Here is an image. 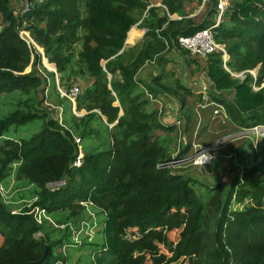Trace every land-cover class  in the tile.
Returning a JSON list of instances; mask_svg holds the SVG:
<instances>
[{
	"label": "trees",
	"instance_id": "trees-1",
	"mask_svg": "<svg viewBox=\"0 0 264 264\" xmlns=\"http://www.w3.org/2000/svg\"><path fill=\"white\" fill-rule=\"evenodd\" d=\"M151 1L45 0L30 12L20 13L10 0H0V94L24 93L15 111L0 118V185L18 163L16 180L34 185L36 196L32 207L12 213L0 194V264L38 260L46 244L48 257L42 264L60 263L58 247L81 246L73 243L69 224L85 209L81 201L106 215L102 240L85 241L95 247L94 264H264V178L256 177L258 166L246 165L230 186L182 173L212 164L157 167L173 153L155 132L171 130L173 123L168 118H164L165 125L159 123L145 89L159 98L161 92L153 86L166 91L162 79L168 78L169 70L163 68L168 60L164 53L175 44L180 46V35L215 25L218 0H210L199 22L189 16L185 0H162V7ZM42 16L49 17L46 28L31 22ZM137 23L147 31L139 43L127 48L128 32ZM23 27L43 52L20 36ZM213 29L216 41L225 44L228 68L222 52L202 59L182 50L191 62L204 61L211 89L208 99L195 91L201 97L193 106L197 113L193 123L190 113L177 112L179 118L187 119L180 130L189 135L187 145L173 151L179 153L177 157L188 154L194 133L198 136L206 129V117L223 125L231 122L242 131L264 125V0H244L233 10L227 8ZM136 37L139 31L134 29L129 43ZM44 57L56 66V72L44 65ZM153 60L158 67L149 69L154 75L149 83L139 72ZM160 68L163 71L155 75ZM40 70L52 78L55 92L49 96L67 104L69 115L63 109V123L50 115L51 109L38 105L44 103L38 91L47 79ZM233 72H243L244 77ZM56 74L64 89L84 82L75 104L61 97ZM176 87L175 94L179 90L192 93L177 79ZM224 93H231L232 98ZM74 106L84 114H76ZM35 119L43 125L30 138L7 136L11 126ZM72 131L80 132L84 142L82 163L77 166L79 145ZM259 137L264 142V136ZM94 139L100 143L88 142ZM261 152L264 159V146ZM58 180L66 184L54 190L48 186ZM198 184L207 190L209 206L218 216L216 229L206 234V204L198 194ZM245 199L248 204L233 209V204ZM34 206L45 210L42 219L31 212ZM67 208L72 213L67 215ZM53 217L60 222L55 223ZM61 223L66 228L59 237ZM39 231L42 235L36 238Z\"/></svg>",
	"mask_w": 264,
	"mask_h": 264
},
{
	"label": "rangeland",
	"instance_id": "rangeland-1",
	"mask_svg": "<svg viewBox=\"0 0 264 264\" xmlns=\"http://www.w3.org/2000/svg\"><path fill=\"white\" fill-rule=\"evenodd\" d=\"M45 0H10L12 7L20 11V13H27L30 12L32 9L38 7L41 3H43ZM51 1V0H50ZM228 9L233 10V6L237 5L239 3H242L244 0H228ZM53 3H61L62 0H52ZM153 5L162 7V0H152L151 1ZM239 2V3H237ZM27 3H31V9L26 10L25 5ZM210 0H185L183 2V5L186 7V11H189L190 17H193V19H196L197 22L201 21L205 15L206 10L208 9ZM55 5V4H53ZM217 16V15H216ZM216 16H213L215 19ZM177 17V16H174ZM48 16H42V17H35L32 19V23H38V26L41 28H46L48 26ZM1 23V14H0V29L2 28ZM131 29H137L139 31V37H136L133 43H127L128 37L126 40L127 48L132 47L133 45L137 44L138 41L141 40L143 37L142 30L139 28V23L133 25ZM27 31L30 34V30L26 29L25 27L21 28V32ZM20 32V33H21ZM131 30L129 31L130 34ZM139 43V42H138ZM36 44V42H35ZM35 44H32L36 46ZM78 47H80V44H78ZM38 48V47H37ZM40 48V49H39ZM38 50L41 51L42 48L39 47ZM184 49L179 45L175 44L174 46L170 47L165 53L164 57L166 58L167 55L170 54L168 57L167 62L163 63V66L166 63H169L172 66V74L168 71L167 79L164 77L162 79V82L164 83L165 92L168 93V96L170 100L174 101L176 100V97L178 100L176 102L178 105H180L181 108H172L171 103L172 101L165 100L161 101L156 95L152 94L149 90L145 89V96L148 98L151 102L149 104V108L152 112L156 111V119L159 121V123H166L164 121V118H168V123H173L171 130H157L155 133L157 136L161 135V140L166 144L167 151L169 153H173L172 155L176 154L177 152H173L180 148L181 146L187 145L188 140V134L182 132L181 125L179 126V122L176 121L179 117L177 115V112L180 111V114L183 113H190L191 120L190 122L193 123L195 121V117L197 115L196 111L194 110L193 106H195L196 102L200 97L204 99H208L210 97V94L208 93V90L211 89L210 87L205 90L204 94L195 95L193 97H185V103H182L181 99L179 98L182 96V90L178 91V94L175 95V90H177L176 87V79L174 75H177L181 71L180 65L190 63L194 70L191 73L190 70L187 67L183 68L184 72V82L188 86L189 82L193 83L195 86L194 91L196 93L203 92V82L208 84V79H206L204 68L202 67L204 61H198V63L191 62V59L188 55H186L183 51ZM182 53L184 54V59H182L184 62L181 63V58L183 57ZM181 56V58H179ZM163 57V58H164ZM171 58V59H169ZM48 63V67L53 70H56V66L54 64H50L48 60H44ZM105 63V62H104ZM156 63V62H155ZM167 65V64H166ZM175 65V66H174ZM157 66L156 64H151L150 67ZM198 67V68H197ZM167 70V67H163ZM28 68L27 70H29ZM257 68L253 70L256 72ZM44 72V71H43ZM45 73V72H44ZM236 77H241V73L239 72H233ZM48 75V76H47ZM45 74L47 79L43 80L42 85L39 87V99H44V103L38 104L41 108L46 107V109H51L50 115L58 118L61 123L62 122V112L64 109L67 111V104L65 102H61V99H58L49 96L50 92H55V89L53 85L51 84L52 78L49 74ZM163 75V74H162ZM238 75V76H237ZM165 81V82H164ZM207 81V82H206ZM78 84L80 86H84V82L79 81ZM50 87V88H49ZM154 87V86H153ZM158 91L161 90L159 86L156 87ZM49 90V91H48ZM24 93L19 92H13V93H2L0 94V118H3L4 116L8 115L9 113H12L15 111L16 107L18 106V100L22 99ZM151 95L155 99H158V101L151 100ZM218 95V94H217ZM226 96L227 98H232L231 93H224L222 94ZM176 96V97H175ZM51 97L53 99H51ZM25 98V97H24ZM23 98V99H24ZM60 106L54 108L53 105ZM60 102V103H58ZM174 102V103H176ZM182 104V105H181ZM50 105V106H49ZM177 105V106H178ZM50 107V108H49ZM59 108V109H58ZM60 108H62L60 110ZM172 109H175L176 112L172 111ZM186 110V112H185ZM79 115H83L84 112H78ZM69 115V112L67 111V114ZM64 118V115H63ZM180 120L186 121L187 119H184L183 116L180 117ZM161 121V122H160ZM176 121V122H175ZM188 123V122H187ZM162 124V125H163ZM43 125V121L40 119H35L32 121H29L24 124L19 125H13L10 127L8 132L6 133L8 137L20 139V138H30L33 134L38 132ZM165 125V124H164ZM68 126V125H67ZM205 126L206 129L203 131V133L196 136V133H194L193 139H192V146L194 143L205 146L209 144H215L216 150L214 151L215 158L212 161V165L206 166L201 170H198L195 172L196 168H189L191 169V174L189 171L182 172L184 175H191L192 177L200 178L201 180L205 182H209L211 184L222 183L225 186L232 185L234 179L237 176H242V174L245 171L246 165L253 167L258 166V172L256 173V177L258 178H264V159L262 158V148L264 146V142L260 141V135L264 136V133H262L264 130L259 131H242L239 130L235 124L233 123H227L225 125L219 123L218 121L210 120V118L206 117L205 120ZM168 127V126H167ZM261 129V128H258ZM74 139L76 138H82L80 132L75 133L72 131ZM96 141L99 142L97 139L94 140H88V142ZM87 142V140H86ZM100 143V142H99ZM79 148L83 150L84 148V142L83 139L78 143ZM92 146V145H91ZM89 146V147H91ZM192 146L189 147L188 153L192 152ZM84 151V150H83ZM215 160V161H214ZM13 170L11 176L3 181L0 185V194L4 200V202L8 203L9 208H11L12 213H18L22 211L24 208H29L33 206L34 201H36V196L34 193V185L32 184H25L21 185L20 182L16 180V171L18 169L19 164L14 163ZM218 175V176H217ZM208 177V178H207ZM210 178V179H209ZM197 191L198 194L201 196L202 200L206 204V212H205V227L204 232L210 233L213 232V230L216 229V222H217V213L213 206H209V194L207 190L200 184L197 185ZM249 199H245L242 202H238L236 204H233V209H242L245 204H248ZM80 204L85 207L81 208L80 215H78L75 218H72L69 220V224L73 227L72 234H73V243L81 245L78 247L76 246H65L61 245L62 247H58L56 249V254H60L62 257V260H60V263L57 264H94V260L97 259L95 255V247L93 244L86 243L85 241H101L103 238V228H104V221H105V214H97L98 210L96 207H93L88 202L81 201ZM35 207V206H34ZM33 207V208H34ZM32 208V209H33ZM72 208H67L64 212L72 213ZM62 213V212H61ZM34 215L37 217L38 220L42 219L44 217L43 213H37L34 212ZM63 218L66 217L65 214L62 215ZM55 220V218L53 217ZM94 223H93V220ZM53 220V221H54ZM60 221H56L55 223H58ZM57 225V224H56ZM56 227V226H55ZM61 230L57 232L56 234L59 235V237L62 236L63 229L66 228V223H61L60 226ZM74 231V232H73ZM42 235V232L39 231L35 234V237L38 238ZM56 236V235H55ZM2 242V238L0 237V243ZM71 242V241H70ZM87 244V245H86Z\"/></svg>",
	"mask_w": 264,
	"mask_h": 264
},
{
	"label": "built area",
	"instance_id": "built-area-1",
	"mask_svg": "<svg viewBox=\"0 0 264 264\" xmlns=\"http://www.w3.org/2000/svg\"><path fill=\"white\" fill-rule=\"evenodd\" d=\"M228 0H218L217 4V16L215 18L216 23L213 26L210 27H205L197 30L193 34L190 35H180L178 37L179 39V44L180 46L184 49L190 52L192 56H196L202 59H208L210 54L214 52H222L223 54V59H224V66H226V61L229 58V55L227 53L225 44L218 43L215 38V32H214V27L219 25V23L222 21L223 13L228 7ZM26 9H29L31 7V3H27L25 5ZM21 32V30H20ZM20 36L24 38L29 44H35V41L33 38L30 36V34L25 31L20 33ZM36 45V44H35ZM228 55V58H225V56ZM238 76V75H237ZM243 77V75H241ZM209 88V85L203 82V87L204 91L202 92L204 94L205 90ZM256 88V87H255ZM58 90L61 94V97H66L69 98L71 101H73V104H75L76 101V96L81 93V87L78 84L73 85L70 89H64L58 85ZM159 98V97H158ZM151 100L158 101V99H155L151 95ZM62 108H60L61 110ZM74 111L75 106H74ZM215 112H218L217 110ZM176 121L179 122V126L183 124V122L178 118ZM175 121V122H176ZM261 128V129H258ZM259 130H264V125H259V126H254L251 129H247L244 131H259ZM264 133V131L262 132ZM76 143H79L81 141V138H76L75 139ZM216 150L215 144H209L202 146L199 144L194 143L192 146V152L186 154V156L183 157H177L179 153L177 152L176 154L172 155V158L168 160H162L157 163L158 168H173L176 166H183V165H194L195 167H203L206 165H210L215 158L214 151ZM207 151L208 155L210 156L211 162H198L200 160V157L202 154ZM84 155V151L79 148V154L77 158L74 161V165H80L82 163V158ZM66 184V180H58V181H53L48 184V186L51 189L55 188H60ZM85 202V201H84ZM31 212H37V213H43L45 216V210L41 207L35 206Z\"/></svg>",
	"mask_w": 264,
	"mask_h": 264
},
{
	"label": "crops",
	"instance_id": "crops-1",
	"mask_svg": "<svg viewBox=\"0 0 264 264\" xmlns=\"http://www.w3.org/2000/svg\"><path fill=\"white\" fill-rule=\"evenodd\" d=\"M141 30H142V34H144V31H143V28H141ZM168 57L170 56V54L169 55H167ZM179 58H181V56H179ZM169 59H171V58H169ZM183 59V57L181 58V63H183L184 61L182 60ZM169 61V60H168ZM154 63V65L156 64L155 63V60H153L152 62H150V63H147L141 70H140V78H143V79H146L149 83H152V80H153V76L151 77V75H150V73H149V69L150 68H153V67H158V66H153V67H150V65L151 64H153ZM167 64V65H166ZM164 66L165 67H167L168 66V68H167V70H169V71H171V74H172V66L173 65H171V64H169V63H166ZM147 66H149V67H147ZM175 66V65H174ZM180 67L181 68H184V67H187L189 70H190V72L192 73L193 72V70H194V67L190 64V63H187V64H183V65H180ZM163 70H162V68H160V69H157V72L155 73V75L156 74H159L160 72H162ZM184 72L185 71H183V69H181V71H180V73H178L177 75H174L175 76V79H177V80H180L181 81V83H183L184 85H186L185 84V82H184ZM207 79V78H206ZM155 84V83H154ZM153 84V85H154ZM157 84V83H156ZM187 86V85H186ZM188 87H190L191 89V91H192V93L190 92V93H186V92H184L183 90H182V96H180L179 98L181 99V101H182V103H185V97L187 98V97H193V96H195L196 95V93H195V91H194V89H195V86L193 85V83H191V82H189V85H188ZM154 88H156L155 86H154ZM160 92L161 93H159L160 95H161V101H165V100H168L169 99V97H167L168 96V93H166L165 91H161L160 90ZM178 94V93H177ZM177 94H175V95H177ZM176 97V96H175ZM170 100V99H169ZM173 100V99H172ZM172 100H170V101H172ZM176 100H178L177 99V97H176ZM176 100L174 99V101H172V103H171V106H172V108H181L180 107V105H178L177 103H179V102H176ZM174 102H176V103H174ZM178 105V106H177ZM182 105V104H181ZM175 109H172V111H174V112H176V110ZM161 122V121H160ZM163 124V123H162Z\"/></svg>",
	"mask_w": 264,
	"mask_h": 264
},
{
	"label": "clouds",
	"instance_id": "clouds-1",
	"mask_svg": "<svg viewBox=\"0 0 264 264\" xmlns=\"http://www.w3.org/2000/svg\"><path fill=\"white\" fill-rule=\"evenodd\" d=\"M25 8H26V7H25ZM30 9H31V8L26 9V10H30ZM23 13H25V12H23ZM30 36H31V35H30ZM36 47L39 48V46H38L37 44H36ZM39 49H40V48H39ZM42 50H43V49H42ZM42 50H41V52H42ZM44 60H46L45 57H44V59H43V63H44V65H45L49 70H51V69L48 67V65L46 64V62H45ZM53 71L56 72L55 69H53ZM40 72L45 76V73L42 72V70H40ZM240 73H241V72H240ZM56 76H57V78H56V80H57V85H59L58 74H56ZM243 76H244V75H243ZM76 114H78V113L76 112ZM198 162H211V160H210V156L208 155L207 151H205V153L201 155L200 160H199Z\"/></svg>",
	"mask_w": 264,
	"mask_h": 264
},
{
	"label": "water",
	"instance_id": "water-1",
	"mask_svg": "<svg viewBox=\"0 0 264 264\" xmlns=\"http://www.w3.org/2000/svg\"><path fill=\"white\" fill-rule=\"evenodd\" d=\"M132 30V29H131ZM143 31L144 32H146L147 31V29L146 28H143ZM128 36H129V32H128ZM42 52H43V50H42ZM257 71V70H256ZM252 73H256V72H254V71H252ZM233 75H235V74H233ZM241 75H243V72H241ZM244 77V76H243ZM123 112H121V114H122ZM48 251H49V245L48 244H46L45 245V250H44V253H43V255H42V257L40 258V259H38V260H34V261H30V262H28L27 264H42L46 259H47V257H48Z\"/></svg>",
	"mask_w": 264,
	"mask_h": 264
},
{
	"label": "bare ground",
	"instance_id": "bare-ground-1",
	"mask_svg": "<svg viewBox=\"0 0 264 264\" xmlns=\"http://www.w3.org/2000/svg\"><path fill=\"white\" fill-rule=\"evenodd\" d=\"M227 8H228V7H227ZM132 32H133V29L131 30V32H130V34H129V36H128V41H127V43H129V41H130V38H131V36H132ZM225 58H228V55H226Z\"/></svg>",
	"mask_w": 264,
	"mask_h": 264
}]
</instances>
